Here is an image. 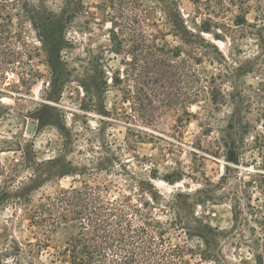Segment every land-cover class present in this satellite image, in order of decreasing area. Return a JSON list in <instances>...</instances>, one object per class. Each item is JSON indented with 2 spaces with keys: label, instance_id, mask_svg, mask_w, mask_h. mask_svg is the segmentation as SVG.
I'll list each match as a JSON object with an SVG mask.
<instances>
[{
  "label": "rangeland",
  "instance_id": "374dc122",
  "mask_svg": "<svg viewBox=\"0 0 264 264\" xmlns=\"http://www.w3.org/2000/svg\"><path fill=\"white\" fill-rule=\"evenodd\" d=\"M78 1L74 18H67L68 45L61 52L68 60L63 67L69 74L67 83L61 91L48 94L44 90L53 80L52 71L46 54L36 50L40 44L28 12L37 15L38 23L48 18L64 19V0H0V197L4 191L18 188L26 177L42 171L50 172L52 179L33 193L35 199L52 194L58 185L79 187V178H55L66 170L65 164H43L63 146L70 149L67 160H87L92 158L90 148H98L101 142L122 149L121 159L130 176L140 180L154 174L153 183L166 198L177 192L189 194V202L202 198L203 203L194 210L213 228L225 232L231 229L232 198L238 197L242 208L250 206L248 221L233 231L231 239L222 241V251L229 264H257L256 254L264 257V72L254 67L245 73L247 67H243L233 78L216 80L226 100L230 99L227 94L234 92V105L214 108L205 97L190 105V79L170 72L177 68L188 74L192 69L200 83L205 76L224 75L225 68L215 61L214 54L208 58L200 48L185 44L174 35L161 10L151 7L142 18L150 26L157 54L171 57L175 53L179 57L173 59L172 68L159 64L146 67L144 60L131 62L132 55L126 52H110L109 0ZM175 1L171 15L175 10L185 18L194 15L190 0ZM261 6L264 9V1ZM255 16L252 10L247 22L254 23ZM204 37L223 55L235 59V67L257 54L252 36L238 40L236 46L229 39L223 43L209 35ZM87 51L101 58L110 85L98 100L99 108L106 113L85 112L81 105L83 94L77 78L91 83L95 69L99 72V67L80 60ZM197 58L202 59L198 64L193 61ZM112 77H120L122 84L114 86ZM73 114L78 117L73 118ZM30 123L35 124L33 132L28 131ZM74 123L77 129L95 133L87 131L66 142L57 130ZM231 152L236 162L229 160ZM10 175L15 176V182L4 188ZM165 177L179 181L171 185L163 180ZM102 180L100 177L99 182ZM39 236L18 208L0 199V264H16L14 244L24 247ZM56 244V250L38 254L30 264H68L66 256H58L61 245Z\"/></svg>",
  "mask_w": 264,
  "mask_h": 264
},
{
  "label": "trees",
  "instance_id": "16d2710c",
  "mask_svg": "<svg viewBox=\"0 0 264 264\" xmlns=\"http://www.w3.org/2000/svg\"><path fill=\"white\" fill-rule=\"evenodd\" d=\"M190 1L194 6V15H188L187 19L178 10L171 15L170 11L176 7L175 0H109L108 8L112 11L108 14L111 25L110 52L116 55L126 52L132 55L131 62L144 60L146 67L148 64H159L172 68L170 64L179 56L175 53L171 57L157 54L159 50L155 38L142 18L147 8H159L174 35L185 44L200 48L208 58L214 54L215 61L225 68L224 75L205 76L201 83L192 69L188 74L177 68L170 72L178 77L183 74L190 79L188 104L193 105L205 97L214 108L234 105V92L227 94L232 100H226V94L222 93L216 80L222 82L223 79L233 78L243 67H247L245 73L252 72L254 67L264 72V9L261 6L264 0ZM78 4V0H64L62 11L67 14L64 19L48 18L40 23L33 11L28 12L40 44L36 50L41 49L46 54L47 64L52 71L53 80L44 90L45 93L61 91L67 83L69 74L64 72L63 67H67L68 60L61 56V52L68 45L65 38L67 18H74V9ZM252 10L257 16L250 24L247 15ZM227 21L236 23V26ZM205 35L223 43L229 39L234 45L246 36L255 37L257 54L235 67L236 60L223 55ZM80 60L99 67V72L95 69L96 77L91 83L77 78L83 94L82 108L85 112L106 113L98 106V100L110 87L101 58L87 51ZM201 60L193 59L197 64ZM110 81L114 86L122 84L120 77H112ZM185 115L190 116L188 112ZM73 116L78 117L77 114ZM75 123L64 124L57 130L66 142L87 131L95 133L93 130L77 129ZM68 151L70 149L63 146L53 159L43 165L65 164L63 169L66 170L59 172L55 178H79V187L58 185L52 194H41L35 199L33 193L52 179L50 172L43 174L42 171L26 177L18 188L4 191V196L0 197L18 208L30 228L40 233L39 237L34 238V243H25L24 247L19 243L14 244L12 251L16 264L25 261L33 263L38 254L49 249L56 250V243L61 245L58 256H66L68 264H199L203 261L229 264L222 251V241L231 239L233 231L243 226L248 221V215H251L250 206L242 208L238 197L230 202L231 229L228 232L220 231L201 219L194 210L195 206L203 203L199 196L191 202L190 195L181 192L166 198L154 185V174L140 180L130 176L127 165L121 159V148L99 142L98 148H90L92 158L78 161L67 160L65 155ZM233 162H236V158ZM100 177H103L101 182ZM222 179L225 180V177L222 176ZM163 180L171 185L179 181L171 182L168 177ZM14 182L15 176H7L3 187L8 188ZM197 258L198 262L195 261ZM255 260L257 264H264L261 254H256Z\"/></svg>",
  "mask_w": 264,
  "mask_h": 264
},
{
  "label": "water",
  "instance_id": "95a60500",
  "mask_svg": "<svg viewBox=\"0 0 264 264\" xmlns=\"http://www.w3.org/2000/svg\"><path fill=\"white\" fill-rule=\"evenodd\" d=\"M34 130H35V124L34 123H30L29 126H28V131L29 132H33ZM229 160L231 162H233V160H234V153L233 152L230 153Z\"/></svg>",
  "mask_w": 264,
  "mask_h": 264
}]
</instances>
